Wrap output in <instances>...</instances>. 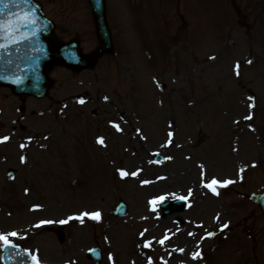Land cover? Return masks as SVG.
I'll return each mask as SVG.
<instances>
[{"label": "rangeland", "instance_id": "1", "mask_svg": "<svg viewBox=\"0 0 264 264\" xmlns=\"http://www.w3.org/2000/svg\"><path fill=\"white\" fill-rule=\"evenodd\" d=\"M106 1L114 54L102 57L94 71L57 67L46 99L24 98L38 117V142L47 131L51 139L45 153L31 157L33 169L19 171L13 181L6 170L18 162L20 138L0 127V135L10 137L0 146V234L17 233L12 242L42 264H95L86 254L96 245L101 264H264V219L247 198L264 190V0H212L215 15L207 0H184L187 26L156 34L147 48L145 22L136 18L146 10L134 8L137 0ZM38 2L61 40H77L86 54L97 50L87 0ZM168 5L175 14V0ZM82 94L97 102L87 97L79 103ZM6 100L13 107L21 102ZM63 142L74 153L65 154ZM157 154L164 160L156 162ZM174 168L190 183L159 186L158 177ZM213 179L219 195L204 187ZM227 180L236 183L219 186ZM187 193L192 206L168 223L151 203L156 195ZM120 201L127 217L115 216ZM95 212L99 221L85 216L83 224L59 223ZM224 224L229 227L221 231ZM50 225L64 228L65 243L46 231ZM212 232H218L214 239ZM166 234L174 238L162 245ZM193 252L202 258L193 259Z\"/></svg>", "mask_w": 264, "mask_h": 264}, {"label": "water", "instance_id": "2", "mask_svg": "<svg viewBox=\"0 0 264 264\" xmlns=\"http://www.w3.org/2000/svg\"><path fill=\"white\" fill-rule=\"evenodd\" d=\"M30 1V0H29ZM99 37L107 50H112L110 31L107 27L105 18V9L103 0H90ZM29 7L30 4L27 3ZM41 15L38 7L36 8ZM41 17L37 18V24L43 29L37 31L32 36L30 44L27 39H21L19 46L0 50V80L6 81L9 86H13L17 93L32 94L39 97L44 96L51 86L47 79V73L54 63L62 62L67 66L81 67V55L75 45L67 46H49L46 39L52 31L49 23H46ZM30 31H33L29 26ZM9 56L8 61L2 63V54ZM71 53L75 59L68 55ZM4 75V76H1ZM10 76H17L9 79ZM254 200L264 208V196H256ZM126 208H123L121 214H124ZM6 257H9L7 254ZM7 259V258H6ZM7 264H11L7 260Z\"/></svg>", "mask_w": 264, "mask_h": 264}, {"label": "snow or ice", "instance_id": "3", "mask_svg": "<svg viewBox=\"0 0 264 264\" xmlns=\"http://www.w3.org/2000/svg\"><path fill=\"white\" fill-rule=\"evenodd\" d=\"M29 3V0H0V7L3 8H10L12 6H15L16 8H20L22 9V12H13L11 13L10 17L8 20H0V40H5V39H11L13 43H17V41L15 40V35L17 33V31L20 28L23 27H31L33 30V34H35V32L37 31H42L43 29H39L37 27V18L35 17L34 12H32L30 9L27 8H23V6L25 4ZM0 15H3V13H0ZM13 17L15 19H13ZM27 38V37H26ZM6 49V45L0 43V50H5ZM69 57L71 59H75V56H73L71 53H68ZM252 61L248 60V64H251ZM239 64L236 65V69H237V75H239ZM249 99H253L252 97H249ZM79 103L83 104L84 101L80 100ZM246 119L251 120L252 116H247ZM114 128H116L117 131H121V128L119 127V125L117 124H113L112 125ZM169 135H172L171 133H169ZM4 140H7V137L4 138ZM2 142V141H0ZM97 143H99L101 146H105L104 145V140L103 138H100L97 140ZM23 162V160H22ZM253 168L256 167L255 164L252 165ZM241 171L243 172L244 170L241 169ZM120 175L122 177L126 176L127 173L125 172H121ZM133 175H135V173H133ZM147 183V182H145ZM236 183V181L234 180H227L224 181L223 183H221L219 186L220 187H227L228 185L234 184ZM218 184V182L213 179L210 183L205 184L204 187L208 188L210 191H212L213 195H219V193L216 191V185ZM166 199V197L161 196L159 197V200H154L151 203L155 206L158 203H162L164 200ZM177 199H184V197H177ZM156 208L153 207V211H155ZM88 216L89 219L94 220V221H99L101 218V214L99 212H95L92 214L89 213H84L81 216H77V217H69V219L67 220H61L59 221L60 224H68L69 220H79L81 224L84 223V217ZM45 224H52L54 223L53 221H45ZM40 225H37V227H39ZM229 227V225L224 224L222 226V228L220 229L221 231H224L225 229H227ZM212 234H209V236H211ZM18 238V234L15 232L9 233L7 235L4 234H0V248H2V250L4 252H8L10 255L11 254H15L16 256H30V260H31V264H40V261L38 259V257L34 254H29L27 252L21 253L18 250V246L12 242V239ZM95 251V250H93ZM197 258H202L199 256V253H196L193 256V259H197ZM0 259H2V257H0ZM109 260L112 259L111 256L108 257Z\"/></svg>", "mask_w": 264, "mask_h": 264}, {"label": "bare ground", "instance_id": "4", "mask_svg": "<svg viewBox=\"0 0 264 264\" xmlns=\"http://www.w3.org/2000/svg\"><path fill=\"white\" fill-rule=\"evenodd\" d=\"M151 173V171H148ZM172 175L167 179L165 180L163 183H159V186H164L166 188H169L170 186H174L175 184H178V183H189V179H188V176L187 175H182V173L180 172H176V169H172ZM177 173V174H176ZM169 220L166 219V222ZM180 241H183V240H180ZM173 256V254H171V257Z\"/></svg>", "mask_w": 264, "mask_h": 264}]
</instances>
